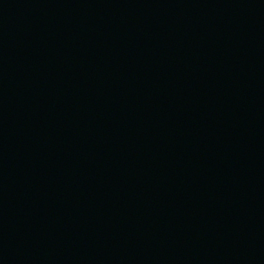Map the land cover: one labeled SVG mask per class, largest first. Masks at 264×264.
Wrapping results in <instances>:
<instances>
[{"label":"water","instance_id":"obj_1","mask_svg":"<svg viewBox=\"0 0 264 264\" xmlns=\"http://www.w3.org/2000/svg\"><path fill=\"white\" fill-rule=\"evenodd\" d=\"M0 264H264V0H0Z\"/></svg>","mask_w":264,"mask_h":264}]
</instances>
